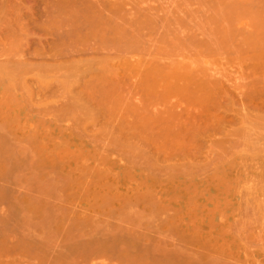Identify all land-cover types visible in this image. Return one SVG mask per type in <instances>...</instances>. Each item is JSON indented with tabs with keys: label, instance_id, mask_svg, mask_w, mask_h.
I'll return each mask as SVG.
<instances>
[{
	"label": "rangeland",
	"instance_id": "rangeland-1",
	"mask_svg": "<svg viewBox=\"0 0 264 264\" xmlns=\"http://www.w3.org/2000/svg\"><path fill=\"white\" fill-rule=\"evenodd\" d=\"M104 1L115 2L114 0ZM217 1L129 0L123 2L122 6L125 8L123 11L126 12L124 14L127 20L133 18L132 12L139 15L143 14L146 9L148 10L147 15L154 12L156 16H153L154 13L151 16L157 18H154L156 22H153V25L140 32L141 37L139 43L136 44L139 50L143 48L138 50L140 54L139 52L135 54L137 50L130 51L131 55L128 52V54L126 52L121 54L133 61H142L144 58L142 64L140 61L139 64L134 61L133 66L143 67L146 60L150 63L153 61L150 59L163 49L164 51L172 50L175 53L185 51L183 53L186 54L187 49H193L189 43L184 41L185 36H189L187 33L191 34L195 31L194 33L198 36L196 40L201 41L205 37L207 42L211 40V36L212 41L214 38L216 40V34L220 33V35L228 36L226 33H229L235 36L232 37L233 39L230 38L231 35L226 36L229 38L226 39L223 35L221 41L226 39V43L219 42L223 45L218 43V39L214 41L217 45L212 41L208 42L213 44H211L212 47L208 45L211 50L205 49L208 46L202 47L203 49H198L201 51L199 54L195 52L194 55L191 54L193 51H188L189 55L195 57L198 55L199 59L196 57L193 60H197L201 63L200 65L206 64L207 66L204 64L202 66L207 68V72L213 78L215 77L214 79L220 78L218 81L222 82V89L225 88L222 91L225 94L223 93V97L220 92L219 97L217 96L216 100L213 99L215 103L213 100L210 101L212 104L209 102L207 106L209 108L202 109V111L201 107L195 104L197 109L194 108L196 109L194 114L200 112L204 114L202 117L198 116L200 120L198 118L196 121L192 120L197 125L187 122L186 125L185 123L189 132L184 126L182 131L185 135L181 133L183 135L178 136L183 142L172 135L169 141L166 137L169 134H164L165 142H168L164 143L163 137L159 140V113L163 112L164 116H161L166 117L168 108L174 105L175 101L179 103L177 102L179 97L175 98L177 97L175 95L168 97L167 93L164 92L166 94L163 95L161 90L160 93L158 90H156L158 92L155 91L156 93L151 91L152 94L143 89L139 91L137 86L138 82H141L143 68L138 69L141 70L138 71L141 73L140 76L137 73L139 77L133 72L130 75L129 71L132 70L123 69L119 66V62L118 65L116 64L119 57L111 56L119 55L114 49V51L110 50L108 55H111L108 58L117 59L114 66L122 68L124 73L126 70V76L129 73L130 76L123 77L124 80L120 78V73H123L120 69L117 76L119 80L121 79L120 81H125L123 82L127 88L122 90L123 92L118 90L114 94L113 92H110L111 94L94 92L93 94L84 91L78 87L79 80L82 83V80H90V76L85 77L86 79L82 78L68 66L73 64V60L77 61L81 58L83 60L95 56L104 58L106 51H100V53L94 51L92 54L93 50L90 49L75 55L74 48L66 46L68 44H60L58 41L60 31L57 33L49 27L51 8L57 0H0V154L8 151L12 153V157L7 160V171L8 175L11 174L9 177L16 182L9 178L12 188L18 191H14L16 193H13V196L15 194L18 199L24 201L27 197L30 198L33 194L30 190L34 189L35 194L31 195L32 198L37 197L38 199L39 197L40 201L50 202V206H53L51 208L56 207L52 211H57L55 214L58 217L49 227L50 230L48 232V229L46 230L47 233L52 231L50 236L56 242V246H54L55 242L49 245L52 246L50 251L47 250L49 254L52 252L50 255L55 254L57 246L61 244L63 238L71 236L69 234L79 233L89 239L90 234L99 230L100 235L96 237L105 242V247L113 250L137 252L148 247H158L159 253L152 251L151 256L153 260L154 258L155 260L164 259V262L167 260L166 263L160 261L162 264H180L177 263L180 257L181 264H264V259H262L264 255L258 251L263 245L257 241L259 239L257 235H260L259 230H264V227L262 228L264 210H261L264 206V116H262L264 115V103L263 98L260 99L264 95H259L262 101L254 100L258 97L257 95L252 103L251 97L244 94L246 91L249 92L245 86L250 81H255L254 75L249 70L251 67L249 56L254 58V55L256 57L261 53L264 54V26L259 29L254 23L256 18L262 19L264 13H253L254 9H246L247 5L252 7L250 5L257 4V0L255 3L253 1L249 3L246 0L238 1V4L242 1L241 7L245 8L236 11L237 15L233 12L236 10L234 7L232 13L227 11L233 4L228 5L229 9L226 10V8L217 6L220 4H217ZM222 1H225L226 5L225 3L223 5L226 7L228 3L231 4L235 0ZM243 2L250 5H245ZM129 4L133 6L132 10ZM215 4L223 8L222 11L226 10L223 14H229L230 20L236 16L230 21L233 24L226 23L229 15L225 18L222 12L219 13L221 9L214 7ZM139 8L141 12L143 11L142 13L137 10ZM127 9H130L131 13L128 14ZM258 10L261 9L258 8L256 11ZM220 16H223L226 22L222 23L224 20L222 19L221 22L222 17ZM122 21L123 19L120 23ZM219 21L220 26L224 24L223 27L221 26L222 31L221 27H218L219 24L217 28L220 29L216 28V23ZM223 29L227 32L222 33ZM64 31L62 30L61 34ZM52 32H54L53 35ZM209 34L211 36L207 38ZM249 37L257 44L251 43V46L249 41L253 40ZM230 39L231 42H229ZM93 40L88 43V48L97 44L96 40L94 42ZM248 43L252 48L254 46L250 52H247L249 51L247 50ZM61 47L66 50V56L58 54ZM70 48L72 51L68 50ZM241 48L243 50H240ZM257 49H260V54ZM54 50L58 51L55 57ZM244 50L246 53L243 52ZM252 50L257 53H253ZM160 52L158 57L166 63L157 56L154 58L164 64L168 63L166 59L170 62V58L177 57L173 56V58L172 54L168 58V55L165 57L166 52L163 54ZM179 57L177 58L181 61L182 58ZM98 58L95 59L99 60ZM183 59L185 62L188 61L187 57ZM247 62L249 65L246 64ZM133 66L131 68L137 70L138 67ZM145 66L144 68L147 67ZM145 73L142 76L146 80ZM74 82H78L77 85ZM246 83L248 84L245 85ZM126 85L136 87V90ZM243 87L247 90L245 91ZM127 89L131 91L128 93ZM159 95L165 98L161 99ZM220 97L222 98L218 99ZM213 104L216 107H213ZM182 106V112L181 108L176 111L183 115H180L183 119L184 116L186 118L184 111L186 106ZM192 109L189 108L190 111ZM198 109L200 112L197 111ZM258 113L261 116H258ZM211 122H213V130L209 129L211 132L208 130L210 134H207L205 132L208 127H211L209 126ZM221 123H225L224 127ZM201 130L206 131L203 133ZM199 134L204 135L199 137ZM160 143L167 145L168 150L171 147L173 153L172 151L170 153V150L161 151L162 149L159 153V147L162 146ZM175 146L176 148L173 149ZM178 147L179 153H177ZM180 150L183 151L180 153ZM224 179L227 180L224 182ZM261 204L263 206L258 208ZM57 249H60L58 255L66 254V251H61L64 250L62 244ZM253 253H255L253 258L247 256ZM174 255L179 259L176 260ZM74 256V261L75 258L82 260V263L79 261L80 264H84L87 259V263H90L91 259L96 261L95 258L99 257L98 255L93 260L92 256L85 259L74 258ZM101 257V260L98 259L99 262L94 263L105 261H102ZM168 260L172 261L168 262ZM173 261L176 263H172Z\"/></svg>",
	"mask_w": 264,
	"mask_h": 264
},
{
	"label": "bare ground",
	"instance_id": "bare-ground-1",
	"mask_svg": "<svg viewBox=\"0 0 264 264\" xmlns=\"http://www.w3.org/2000/svg\"><path fill=\"white\" fill-rule=\"evenodd\" d=\"M114 1L115 2H113V1H104V0H57V2H55V4L53 5V8H51L52 9V12L50 11L51 12V15H49L50 16V18H49V27L52 28L51 30L56 31L57 33L60 31L58 33V35L60 34L58 41L62 45L68 44L66 46H69L71 48H74L73 51L75 52V55H76V53L78 54V52H83V51H87V50H90V49L93 50V51H91L92 54L94 53V51H95V53L98 52V51H99V53H100V51H104V52L106 51L107 54L105 53V57L104 58H102V57L101 58L100 57L98 58V56H95V57L91 58L92 55L87 54V55H90L91 56V57L89 56V58H91V59H87L86 58V59L83 60V58H81L80 60L78 59L79 61L78 60L77 61L76 60H73L74 61L73 64L72 63L70 64V62L68 63V64H70V66H68V68L71 69V70H73L76 74L80 75V77H82V78H85V77L89 78V76H90V80H87L85 78L86 80H84V81L82 80V83H81V80H79L80 83L78 84V87H80L84 91L91 92L93 94L100 93V92L101 93H103V92L104 93L105 92L106 93L109 92L108 94H111L113 92V94H114V92L117 93L118 90H120L121 92H123L122 90H124V89L127 88V87H125V83H124L125 82L124 81L125 79L124 78H127L128 76L132 75V72H133V74L136 73V75H137V73L139 71L138 69L140 68V66L135 65L136 68L138 67L137 70H135V68H131V67L135 63L136 64H139V61L140 60H136V61H138V63L134 60L135 61V63H134V61L131 60V58L129 59L127 56L121 55V54H125L124 52H126V53L128 52L129 55H131L130 54V51L133 52L135 50H137L136 53H135V54H137L140 50H142L143 48L139 50V47L136 45L137 43H139V39L141 37L140 36V32L144 31L143 29H146L150 25H153L154 24L153 22H156L155 19H157L156 17H152L151 16V14H153L154 12L153 13H149V15H147L146 13L148 12V10L145 8L147 10V11L146 10L144 11L145 14H144L143 11H142L143 14H139V15H136V12H132L133 18L131 17L132 20L129 19L130 20L129 21V20H127V18H125L126 17V14H124V13H126V12L123 11V9H125V8H123V6H122L123 5V2H127L129 0H127V1H123L122 0L121 2H119L120 0L119 1L118 0H114ZM238 1H240V0L232 1L233 3H231V4L227 2L228 3L227 6L233 4V6L230 7V10H227V9H229V6H228V8H227V6L224 7L223 4L225 3V1H222V0H218L217 1V4L220 3L222 5L215 4V6L214 5L213 6L216 9H218L220 7H223L224 9L226 8V10L228 11V13H229V11H231L230 13H232V10H234L232 8L234 7L236 9L235 11H233V12H235L234 14H236V11L238 12L239 10H241V8H245V7H248L246 9H249V8H251L252 10L254 9L255 12L252 11L253 13H259V14L260 13H262V14L264 13V0H260V1L257 0V2H258L257 4L255 3L256 0L255 1L254 0H251V1L250 0L249 1L246 0V2H249V3L253 1V3H255L254 6L253 5H250L249 3L243 2L245 5L246 4H249L252 7H249L248 5L247 6L242 5V6H245V7H241V4H242L241 2L242 1L239 2L240 4H238ZM235 3H237L238 5H234ZM216 5L217 6H220V7H217ZM225 5H226V3H225ZM126 7H127V5H126ZM132 7L133 6H131V10H132ZM223 8H220L221 11L219 10V13L222 12V14H223L224 11L226 12V10L222 11ZM256 8L257 9L259 8L261 10H258L259 11L258 12V11H256L257 10ZM143 9H144V7H143ZM216 9L215 10L213 9V10L216 11ZM262 9H263V12H262ZM127 10L129 11L130 9H127ZM137 10L139 12H141L140 8L137 9ZM139 12H137V13H139ZM149 12H151V10ZM129 13H131V11H129L128 14ZM133 13L136 15V18L134 17L135 15ZM123 15H125V16H123ZM223 15L226 16L225 18H227V16L229 14H223ZM153 16H156L155 13H154ZM220 17H222V18H220V21L221 22L224 20L222 23L226 22L223 16H220ZM228 17L229 18H227L228 21L226 23H228V22L232 21L234 18H236V16L235 17H232L231 16L233 19L231 18L232 20H230V15ZM263 18L264 17H262V19H261L259 17V18H256L255 19V22L254 23L256 24V26H258L259 29H262V26H264V20H263ZM121 19H123L122 22H124L125 20H126V22H124V23L121 22L120 23V20ZM220 21L216 23V28H217V24H219V23L221 24ZM234 22H235V20H234ZM220 24L218 25V27H221V26L223 27L224 24H222L221 26H220ZM230 24H233V22H230ZM222 27H221V31H222ZM218 29H220V28H217V30ZM62 30L63 31L65 30L63 32V34H61L62 33ZM224 31L225 30L223 29V32L222 33L227 32V31H225V32ZM194 32H192L191 34L190 33H187V34H189V36L188 35H187V37L185 36V40L184 41L187 42V43H189L192 46V48H193L192 50H188L187 49L186 54L183 53L185 51L178 52V53L176 52L175 53L172 50H165V51H164V49L163 50H159V52L161 51L160 53H162V54L166 52L165 53L166 54L165 57H168L169 55L171 56L173 54L172 57L173 56H177V57L180 56L182 58V55L181 54L183 53V55H184L183 58H186L187 57L188 61L186 60V62H185L183 58H182L183 60L181 59V61H180L177 57H176L177 60L174 57H173L174 59H171L170 56H169L168 58H170L171 61L169 62V59H166V60H168V63L167 64H164L166 62H165V60H161V58L158 57V53H159L158 52L157 55H156L157 58L160 59L161 61H164V63L163 62H160V60L158 62L157 61L158 59L155 60V58H154L156 56H153V58L150 59V60H153V61H151L149 63L148 62L149 60H146L145 63H144V65H143V67L141 66V68H140V69L143 68L142 69L143 71L140 70L141 73H142V75H143L144 72L147 73V74L145 73V75H144V77L147 78V79L146 80L143 79V76L141 75V77H142L141 82H138V86H137V87H139L138 89H140L139 91H143V90H145L146 92L147 91H150V93L152 94L153 91H154V93H156L158 91L160 93V90H161V92L163 93V95H165L166 93L167 94L169 93L170 95L169 94L168 95L166 94V96H168V97L171 96V95L177 96V97L174 96L175 98H178L179 97L178 100H177V102L179 101V103H176V101H175V104L174 105H171L170 104L171 106L169 108L167 107L168 108V110H167L168 112L166 111V109H164L165 107L163 108L165 110V112L168 113V114L166 113L167 114V115H165L166 117H163L164 116L163 115V112H162V114L159 113V140H162V137L164 136V134H169V136L166 135L167 140L169 138H171L170 135H172L173 137H178L179 135H183V134L185 135V132L183 133V131H182L184 129L185 123L187 122V123H194V124H196L195 122H192V120L196 121V119L198 118V116L199 117L200 116L202 117V115L204 114V113L202 114L199 111V109L197 111L200 112V113H195L194 114V111H196V109H197L196 107L197 106H200L201 107V109H200L201 111H202V109L209 108V107H207L209 105V102L210 101L212 102L213 99L216 100L215 98H217V96L219 97L220 92H222L221 93L222 95H223V93L225 94V92L222 91V90L225 89V88L222 89V84H221L222 82H219L218 81L220 78L218 80H217V78L214 79L215 77L213 78L211 76V74H209L207 72L208 71L207 68H205L204 66H202L204 63H203V61L201 59L200 60L203 63L202 65H200L201 63H199L197 60H193V59L194 58L196 59V57H198V55H196V57L194 56L195 55V52H196V54L197 53L199 54V52H201L198 49H203L202 47H207L208 45H210L211 47H212L213 44L217 45L216 44L217 42H214L217 39H218V43L219 42L221 43L222 41H224L223 43H226L225 40L226 39H229L227 37H229L231 35L230 38L233 39L232 37H235V36H233L232 34H229V33H226V34H228V36L227 35H224V34L220 35L221 33L218 32L220 34H216V35H217V37L220 36V38H217L216 37V40H214L215 39L214 38L215 36H214L213 37L214 39L212 41V36L209 34V36H207V38L211 36L210 37L211 40L210 41L208 40V42H211V41L213 42V44L211 43L212 44L211 45L210 43H208L206 41V38L204 37V34H203V37L204 38H202L201 41H200L199 38H198L199 41L196 40L197 39L196 37H198V36H196V34ZM201 32H203V31H201ZM201 32H200V34H201ZM53 33L54 32H52V35H53ZM223 35L225 37L226 36L227 37H226V39H224L225 38L224 37L223 38L224 40L221 41V39H222L221 37H223ZM93 38H94V40H96L95 42H97V44L95 46L92 45L93 48L92 47L88 48L87 45H88V43H90L91 40H93ZM231 39L229 40V42H231ZM94 40H93V42H94ZM251 40H253V41H249V43L252 46V44H255L256 42H255L254 39H251ZM229 42L227 40V43H229ZM247 42H248V40H247ZM249 43L247 44V46L249 45ZM93 44H95V43H93ZM220 45H223V44H220ZM250 45H249V48H247V50L249 49V51H247L245 49L247 52H250L251 49L254 48V46L252 48ZM89 46H90V44H89ZM51 47H53V46H51ZM81 47H83V48L86 47L87 49L86 48L83 49ZM208 47L205 48V49L211 50V47H209L210 49ZM242 47L244 48V45ZM71 48L68 49V50L69 51L70 50L72 51ZM243 48H241L240 50H243ZM255 48H256V46H255ZM258 48H260V47H258ZM261 48H262V46H261ZM113 49L117 53H119V55H117V54L114 55L113 53H112L113 55H111V54H109V55H111L112 57L115 56V58H118L119 57V59L116 62V64L118 65V62H119V66L120 67L122 66L123 69L125 68L126 70L127 69L128 70H132L131 72L129 71L130 75L128 73V76H126V74H125V73H127L126 70H125V73H124V71H123L122 68H119V66H118V68H119V70H118V68L114 66V62L117 59H111L112 57L108 58L109 57L108 53L110 52V50L112 51ZM260 49L259 50L257 49L258 52L260 51ZM245 50L243 52H245ZM255 50H252V51H253V53L255 52V54H256L257 52ZM58 51L54 50V52L56 54V55L53 54L54 57L57 56L59 53H60L59 55H61V56L63 54H64L63 56H66L67 55L65 53L66 50L63 49L62 47ZM188 51H190V52L193 51L191 54H194V55L193 56L191 54L189 55L190 52H188ZM57 52H58V54H57ZM70 53L73 54L72 52H70ZM260 53L261 52H259V54ZM46 54H44V55H46ZM139 54H140V52H139ZM53 55L50 56V57L52 58ZM68 55H69V52H68ZM250 55H252V54H250ZM82 56H84V54ZM121 56H122V58L120 59ZM159 56H161V54H159ZM162 56H164V55H162ZM189 56H191L192 58L189 57ZM258 56H260V57H258ZM79 57H81V56L79 55ZM249 57L251 59L250 60L248 58L247 59L250 61V64L251 65H249L248 62L246 64H248L249 66H251L249 70H251L250 72L254 75L255 81H250L249 84L248 83L245 84V85L248 84L247 86H245L249 90L248 93L246 91L247 89H245L244 87L243 88L246 91V93L244 92V94L245 95L247 94L248 97L250 96L251 99H252L251 101L253 103V99L257 95H258V97L256 99H254V100H258L260 98L259 95L260 96L261 95H264V81H263V79H264V77H263L264 76V54L261 53V55H257L256 57L254 55V58H252L251 56H249ZM95 58H98L99 60H97ZM126 58H127V60H126ZM198 59H199V57H198ZM130 61H133V62H130ZM143 61H144V58H143L142 61H140V64H142ZM129 62L131 64L132 63H134V64L131 65ZM146 62H148V65H146ZM71 65H72V67H71ZM204 65L207 66L206 64H204ZM63 66H65V65L63 64ZM135 66H133V67H135ZM144 66L146 68H144ZM64 69H66V67ZM120 69H121V72H123L124 74L119 72ZM208 69L211 70V68H208ZM134 71H137V72H134ZM119 73H120V78L122 77V79H124V80L120 81L121 79L120 80L118 79L117 76L119 75ZM141 73H138V75L141 74ZM122 74H123V76H122ZM138 75H137V77L140 76V75L139 76ZM253 75H252V78H253ZM78 79H79V77H78ZM138 81H139V79H138ZM143 82H145V83H143ZM251 82H254V83H251ZM74 83H76V82H74ZM77 83H76V85H77ZM123 83H124V87H123ZM141 83H143V84L141 85ZM128 85H126V86H128ZM132 86H134V85H132ZM129 88L132 89L134 87H129ZM127 90H128V93H129V91H131L129 89H127ZM134 90H136V87L134 88ZM156 90H158V91H156ZM164 92H166V93L164 94ZM147 93H149V92H147ZM240 94L241 95H244L241 92H240ZM160 95H159V98L162 99L164 96L162 95V97H161ZM91 97H93V96H91ZM223 97H224V95H223ZM94 98H96V97H94ZM221 98L222 97H220L218 99H221ZM260 99H262L263 100V103H264V97L261 96ZM260 99H259V101H262ZM96 100H97V98H96ZM214 100H213V102L215 103ZM165 101H166V99H165ZM163 102H164V100H163ZM170 102H171V100H170ZM211 102H210V104H212ZM193 104H194V106H195V104L197 106L194 107ZM182 105H185L186 106V107L184 106L185 107L184 111L186 113V118H184L185 117L184 116L183 119H182V116L183 115L180 114V113L178 114L179 111L178 112L176 111V109L178 110V108H181L180 111L182 112L183 111L182 110V108H183ZM212 106L214 107L215 104H213ZM189 108H193L192 111H190L191 109L189 110ZM194 108H196V109L194 110ZM224 109H226L228 111L227 108H224ZM141 110H143V109L141 108ZM159 110L161 111V109H159ZM227 111H225V112H227ZM142 113H145V112H142ZM183 114H184V112H183ZM209 114H210V112H209ZM239 114H242V113H239ZM161 115H163V116H161ZM180 115H182V116H180ZM242 115H244V114H242ZM239 116H241V115H239ZM258 116H261V114H259ZM262 116H264V115H262ZM245 117H247L246 116V113H245ZM243 118H244V116H243ZM243 118H241V120ZM198 119L200 120V118H198ZM214 120H215V118H214ZM146 121H148V120H146ZM148 122L151 124L150 121H148ZM222 122H223V120H222ZM187 123H186V125H187ZM208 123H209V121H208ZM212 123L213 122H211V125H209V126H211L210 128L208 126H207L208 128L205 127V128H207V131L205 130L206 132L205 131H202V130L201 131L203 133L205 132L207 134H210V133H208V130L209 129L213 130L212 129L213 128ZM216 123L214 124L215 125V128H217L216 127L217 126ZM150 124H148V125H150ZM196 125H195V127H196ZM199 125H201L200 122H199ZM221 125L223 126V125H225V123L224 124L221 123ZM222 126H220V127H222ZM189 128L191 130V126H189ZM186 129L189 132L188 127H186ZM196 129H198V128H196ZM188 132H186V134H189ZM198 132L197 133L195 132V133L198 134ZM202 132H201V134H202ZM181 133H183V134H181ZM196 134H195V137L197 138ZM201 134H199V137H202L204 135L203 134L201 136ZM166 137H163L164 138L163 139V142L164 143L167 142V141L165 142ZM193 137H194V135H193ZM172 139H174V138H172ZM178 139H179V137H178ZM191 140H192V138H191ZM169 141H170V139H169ZM192 141L194 142V140H192ZM172 142H173V140H172ZM175 142H174V144H175ZM181 142H183V141H181ZM185 142L188 143V141H186V140H185ZM191 142H190V145H191ZM185 147H183L184 153H186L185 152L186 151L185 150ZM170 148L171 147H169V150H170V153H171L172 149H170ZM175 148H176V146L173 149H175ZM181 148H182V146H181ZM160 150L161 151H164V152H166V151L168 152L169 151L167 145H162L161 148L159 147V153L161 152ZM181 151H183V150H180V153H181ZM174 152H176V151H174ZM191 152H193V151H191ZM172 153H173V151H172ZM177 153H179V147H178ZM197 153H198V151H197ZM167 154L169 155V153H167ZM176 156L178 157V155H176ZM0 157H1V159H0V264H80L79 261H81V263H82V260L76 259L75 257L85 259V258H89L90 256H92L93 257V260H94V257H96V256L98 257V255H99V257L98 258H95L96 261H92V259L91 260L89 259L90 260V263L92 261L91 264H95L94 262H99L98 259L101 260L100 259L101 256H104L105 257V258L104 257H101L102 258V261L103 260L107 261L110 258L109 260H110L111 264L112 263L113 264H159L160 261L161 262L162 261L164 262V259L155 260V258H154V260H153V258H152L153 256H151V254H152L151 252L152 251L154 253L155 252H158L159 253V248L158 247L157 248L156 247H151V248L148 247L147 249L146 248L145 249H141V250H138L137 252L136 251L135 252L134 251H130V250H117V249L113 250L110 247L107 248V247H105V242H103V240L98 239L99 237H96V236L100 235L99 230L98 231L96 230V231H94L95 233L93 232L92 234H90L89 235V239H87V237L85 235H80L79 233H77V234H69L71 236H67L66 238H63V241H61L62 247L64 249V250H61V251L62 252L63 251H66L65 252L66 254L64 255L60 251L61 254L59 253L60 255H58V252H59L60 249L58 250L57 248H58V246L61 247V244H60L56 248L57 251L55 249V254L50 255L52 252L49 254L48 251H50L49 249H51L52 246L50 247L49 245L50 244L52 245L55 241L52 240V238L50 236V234L52 235V231H50V233H47V232L50 230L49 227L51 226V224L54 223L56 221L57 217H58V215L55 214V213H57V211H54L56 207L51 208L52 205L50 206V204H49L50 202L47 203V201H44V200H42V201H44L42 203V201L39 200V197L37 199V197L35 198L33 196L35 198V200H34V198H32V196H31V195L35 194L34 191H33L34 189L30 190V191L33 192V194H31V195L28 194V195H30V198L27 197V200L28 201L26 199L24 201H21L20 199L17 198V196L15 194H14V196H16V197H14L12 194L13 193H16L18 191L15 190L14 187L12 188V186H11L12 183H10L11 182L10 179H12V178L9 177L11 174L8 175L9 172L7 171V167H8L7 166V160L12 157V153H10L8 151V152H5L3 154H0ZM4 171L5 172L7 171L8 173L7 172L5 173ZM225 173H227V172H225ZM237 176H239V175H237ZM225 180H227V179H224V182H225ZM13 181L15 182V180H13ZM230 185L232 186V184H230ZM28 189H30V188H28ZM14 191H16V192H14ZM36 195L39 196V194H37V193H36ZM40 197L42 198V195ZM253 203H255V202H253ZM246 205H248V204L246 203ZM48 206L51 208V210H49L50 208ZM55 206H57V205H55ZM262 206L263 205L261 204V206H259L258 208H261ZM263 208H264V206L261 208V210H264ZM52 209H54V210L52 211ZM56 210H58V208ZM59 210H60V208H59ZM257 214H258V212H257ZM18 215L21 216V217H19ZM261 216H263V215H261ZM257 222H259V221H257ZM263 227L264 226L262 225V228ZM46 230H47V232H46ZM259 232L260 233H258V234H260V235H257V236H259V237H257V238H259L257 241H260L262 243L263 247H261L258 251H260L264 255V230H259ZM247 234H248V236H250L249 233H247ZM101 235H103V234H101ZM254 235H256V234H254ZM100 237H104V236H100ZM255 237H254V239H255ZM245 241L247 242V239ZM246 242H245V245H246ZM255 242H256V239H255ZM259 245H261V244H259ZM54 246H56V242L54 243ZM150 249H152V250H150ZM53 253H54V251H53ZM176 253H178V251ZM67 254L69 256H67ZM73 256L75 258V261L73 259ZM106 256H107V258H106ZM247 256H251L253 258L255 256V253H253L252 255L249 254ZM247 256H246V258H247ZM154 257H156V255ZM175 257H176V255H174V258ZM183 258L184 257H182V259ZM172 259H173V256H172ZM175 259L177 260L179 258H175ZM262 259H264V258H262ZM109 260L107 262H105V261H103V262H105L107 264H110ZM180 260H181V257L179 259V262L177 261V263H180L181 264ZM186 260H187V258H186ZM258 260H256V262ZM87 261H88V259L85 260V263L86 264H90V263H87ZM170 261H172V260H168V262H170ZM174 261L172 263H176ZM199 261H200V259H199ZM103 262L100 261L101 264ZM161 262H160V264H162ZM166 262H167V260L164 263H166ZM182 262L184 263L185 260L182 261ZM196 262H198V261H196ZM207 262H208V260H207ZM83 263H84V260H83ZM100 263H96V264H100ZM258 263H259V261H258ZM212 264H214V263H212Z\"/></svg>",
	"mask_w": 264,
	"mask_h": 264
}]
</instances>
